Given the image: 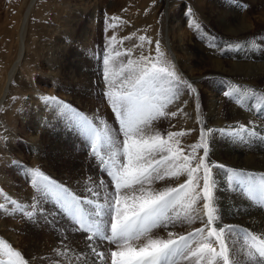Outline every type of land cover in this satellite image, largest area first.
<instances>
[{
	"label": "rangeland",
	"instance_id": "374dc122",
	"mask_svg": "<svg viewBox=\"0 0 264 264\" xmlns=\"http://www.w3.org/2000/svg\"><path fill=\"white\" fill-rule=\"evenodd\" d=\"M70 1L71 5L67 6L66 4L70 3ZM199 1L203 2L204 0ZM256 1L225 0L223 2L224 14L222 16L225 17L227 15L232 21L235 20L232 16L235 12L236 14L240 13L242 16L248 15V20H250L249 16L253 14L258 17L254 20L252 19L254 23L253 35H251L252 32H249L247 35L230 37L225 36V33L221 32L219 26L214 24L212 19L200 17V13H198L200 10L197 5L198 0H92L93 6L99 8V13L95 14L97 17L94 16L93 19L85 22L79 20L82 17L80 10L85 0H49L48 2L47 0H38V5L40 3L39 6L44 7L46 12V16L37 27L40 47L41 49L43 45L46 47L44 52L41 53L40 50L39 69L34 78L35 88L40 91L41 97L36 96V103L31 102V105L27 106L28 108L31 107L29 112L25 111V104L19 103L17 108L19 118L15 119L11 125V131L14 127L18 128V139L14 144L18 146L22 158H14L12 161H7L12 159L13 154L6 151L8 139L0 132V205H3V207H0V240L10 244L14 251H19L27 264H32L31 260L33 257L25 256L24 248L22 250L14 245L13 240L21 239L26 233H33L34 238L31 239L28 245L38 249L36 258L39 261L36 264H41L42 251L55 253L53 255L55 262L50 264L75 263L72 260V255L74 256L72 254L73 246L68 241V232L58 234L54 230L55 234H53L50 228L44 226L53 214L46 215L45 210L52 208L44 209L43 206L44 204L50 206L54 202L32 186L31 177L26 169H39L51 181L81 196V198L87 195L85 191L86 184H91L92 181H98L101 178L105 181L110 179L106 173H102L99 170L98 161L90 151V141L68 118L69 115L75 118L77 114H84L88 117L100 118L101 123L107 122L109 128L119 129L111 103L104 94L107 91L103 75V56L105 54H111L115 65L126 62L129 58L136 60L140 55H150L154 58L156 56L155 45L156 42H159L161 51L164 53L165 62L173 65L177 74L196 88V93H192L190 89L183 87L179 99L168 107L169 112L176 111L177 115L175 117L169 116L166 119L161 118L154 125V130L160 131L162 135H165L166 132L183 131L185 135L176 139L179 140V147L184 151L185 155L190 153V145L200 142L202 130H204L205 136V126L209 124L206 114L210 111L211 104L223 106L221 114L226 122L233 116L227 112L228 108L241 105L245 107L251 103L258 108L259 116L262 119V116H264V75L253 74L259 73L257 69L249 70L241 65L232 66L230 70H232L233 79L228 84L225 74L217 70L215 65L207 59L209 58L208 55L199 54L194 59L192 55L190 56L186 53L190 52L192 54V50L182 51L180 49L184 44L181 39L187 40L192 37L197 42L204 43L203 45L207 46L213 40L204 33L208 32L217 40L222 41L221 43L224 45L222 46L223 55H232L234 50H237L235 46L240 49L242 45L248 43L252 44L254 50L261 49L264 55V0H262L260 5L261 8L255 6ZM8 2L9 0H0V7L2 6L0 13L2 15L8 6L15 7L16 0ZM211 4L213 5V3ZM171 5H175L173 7L176 11L174 14L176 21L182 25L179 28L171 25L175 21L173 17L167 19V13L172 7ZM70 7L76 10H72ZM156 9L159 15L157 21L158 32H156V20L154 19V11ZM68 16L71 17L70 20H72L73 24L74 21H77L71 44L67 45V51L71 53L73 59L68 69L65 70L60 67L63 71L55 74L53 79L48 67L41 63V55L50 53L54 56L58 54V58L61 59H64L67 55L62 51L65 46V43L62 42V39H64L62 34L64 32L59 29V34L61 35L58 36L56 34L55 37H53L52 32L60 25L64 30H68V25L65 23V19ZM16 17V9L9 8L7 17H0L2 31L9 28L14 29ZM169 20L172 22L170 25L166 24ZM45 23L46 25L48 24V27L44 26ZM193 23H198L200 29L197 30L193 27ZM36 26L37 24L35 23L34 27ZM141 36L145 37L144 41L140 40ZM112 37H116V39L112 40ZM223 37L225 40H221ZM83 47H86L85 49L87 50H83ZM116 51H120L122 53L121 56L116 57ZM126 52H130L131 55H127ZM255 52L256 54H252V56L261 55L260 52L259 54H257V51ZM190 57L193 58V61H190ZM81 61H83V64H81ZM237 62L239 60L232 63L235 64ZM183 63L185 65L188 64L192 68L197 83L188 78L189 69L184 67ZM65 65V61H63L61 66ZM22 72L25 76L28 74L23 67ZM259 75L262 77L259 78ZM216 85L218 86L217 90ZM233 85L240 86V92H234V96H239L238 100L230 99L224 95V91L226 89L231 90ZM252 86L260 87L263 90L262 92H257L251 89ZM28 96L29 93L25 95L24 103L29 101ZM49 97L54 99H45ZM39 99L41 100L39 101ZM69 107L72 109V113L68 112ZM20 114L29 117V119L31 118L32 123H25L23 127L20 122ZM38 121L41 122V127L39 126L41 131H37L38 139L41 142V150L35 151V153L32 152L34 156L40 158V160L34 162L28 136L32 134V125H34V130L39 128ZM249 131L255 138L256 150L262 152L264 137L261 136L260 132L264 134V128L249 121ZM101 144L103 146V140ZM201 150H197V159L202 155ZM48 153H51V156ZM211 159L212 157L209 154L207 160L210 161ZM194 164L195 161H193ZM211 166L212 169L220 171L219 177L224 180L222 178L224 176L225 183H229V179L225 176L227 171L229 172V177L230 174L231 176L238 174L248 175L247 173H250V170L264 175V165L256 168H244L239 165L238 168H235V166L233 168L211 162ZM185 180L186 177L182 175L179 180L158 181L153 187L159 189L165 185L176 186ZM75 185H85V189L78 191L75 189ZM104 190L113 191L114 185L107 186ZM45 198L48 202L44 200ZM56 207L59 208L58 206ZM29 212H31V216L28 215ZM45 215L47 216L46 221ZM67 218L71 221L69 217ZM200 222L198 219L191 225L184 224L181 226L178 224L175 227L176 232L187 234L189 231L202 227ZM6 225L15 226V229ZM49 232V242L43 243L41 236ZM80 234L84 233L80 231ZM153 234H157V232L154 230ZM159 234L166 235L165 232ZM51 242L56 243L57 251L63 249V253L58 256L53 245L50 244ZM85 247L89 248L88 244H85ZM7 259V256L0 251V260L7 261ZM59 259L61 261L64 260L60 263ZM92 259V257L88 258L85 264H92Z\"/></svg>",
	"mask_w": 264,
	"mask_h": 264
},
{
	"label": "snow or ice",
	"instance_id": "6c2138e0",
	"mask_svg": "<svg viewBox=\"0 0 264 264\" xmlns=\"http://www.w3.org/2000/svg\"><path fill=\"white\" fill-rule=\"evenodd\" d=\"M193 27L200 29L198 23ZM155 52L154 58L140 55L119 65L114 64L111 54L103 56L107 85L104 94L111 103L118 130L109 128L107 122L101 123L100 118L68 116L90 141L99 170L110 179L86 184L87 195L81 198L51 181L39 169H26L32 186L53 200L77 231L85 234L92 264H264V233L247 229L235 232L232 226L226 231L223 224L217 223V181L207 160L204 130L200 142L189 146L188 155L176 139L185 135L183 131L162 135L154 130L155 122L161 118L177 115L176 111L169 112L168 107L179 99L183 87L192 93L197 91L177 74L173 65L165 62L159 42ZM121 54L115 52L116 57ZM234 92H240L239 85L226 89L224 95L238 100ZM68 112L72 113L70 107ZM221 131L232 138L239 136L236 130ZM198 149H203L199 159ZM182 175L186 180L176 186L153 187L158 181L179 180ZM229 183L264 211V176L256 179L238 174L230 176ZM110 185H114V190L105 191ZM198 219L202 227L187 234L173 230L178 224L191 225ZM156 229L166 235L153 234ZM231 240L236 243L230 244ZM0 251L8 258L0 260V264H27L19 251L2 240Z\"/></svg>",
	"mask_w": 264,
	"mask_h": 264
},
{
	"label": "bare ground",
	"instance_id": "6f19581e",
	"mask_svg": "<svg viewBox=\"0 0 264 264\" xmlns=\"http://www.w3.org/2000/svg\"><path fill=\"white\" fill-rule=\"evenodd\" d=\"M10 1L13 0H9V2ZM48 1L49 0H47V2ZM91 1L92 0H85L83 7L80 10L82 17L79 20L81 22L90 21L91 19L94 18L95 14L99 13L98 12L99 8L93 6ZM224 1L225 0H204L203 2H201L198 0L197 5L200 10L198 12L200 13V17L202 18L207 17V19H212V22L217 26H219L221 32L225 33V36L236 37L244 34L247 35L249 34V32H252L251 35H253L254 23L252 19L253 20L256 19L257 16L255 17V14L250 15L249 16L250 20H248V15L242 16L240 13L236 14L235 12L232 14V16L235 19L233 21L227 15L223 17L222 15L224 14L223 11ZM211 3H213V5ZM261 3L262 0H257L255 6L260 7ZM39 5H38V0H16L15 7L8 6L6 8V11L3 12V15L0 13V17L1 16L7 17L9 8L16 9V13H17L16 22H14L15 24L14 29L9 28L2 31L0 26V132L3 135H5L6 138L8 139L6 151L13 154L12 159L11 160L8 159L7 161H12L14 158H19V157L22 158L18 146L14 144L18 139V133H17L18 128L14 127L11 131V125L13 121L19 118L17 112L19 103L25 104L26 107L25 111L29 112L31 107L28 108L27 106H30L31 102H33L34 104L36 103L37 101L36 96L41 97L40 91L37 88H35L34 78L36 77L39 69L38 59L40 57V50L41 53L44 52V50H46V47L44 45L41 49L39 42V35L37 34V27L46 16V12L44 11V7H40ZM66 5L70 6L71 1ZM173 6L169 9L167 13V19L173 17L175 21L174 23H172L169 20L166 22V24L170 25L172 23L171 25L179 28L182 25L178 24V22L176 21L174 15L176 11L174 10L175 8ZM189 8L191 7L189 6ZM70 9L76 10L75 8L73 9L71 7ZM70 18L71 17L68 16L65 19V23H67L68 25V30H64V28L60 25L57 26L58 28L52 32L53 37H55L56 34L58 36L61 35L59 34L60 31L64 32V34H62L64 35L63 36L64 39H62L63 41L61 40L63 43H65V46L62 48V51L67 54L64 57V59L58 58V54L57 55L55 54L54 56L50 53L41 55V63L45 64L48 67L50 71V75L53 79L55 78V74H59V71L60 73L63 71L60 69V67L67 70L68 66L70 65L73 59L71 53L67 51V45L69 43L71 44L73 32L77 27V21H74L73 24ZM154 19L156 20V25H155L156 32H158L157 21L159 19V15L157 13V9L154 11ZM35 23L37 24L36 27H34ZM44 26L48 27V24L46 25L45 23ZM204 33L207 34L209 38L213 39L208 45L206 44L207 46L203 45L204 43L201 44L197 42L196 39L192 37V38H188L187 40L181 39V42H184V44L181 46L180 49L182 51L192 50L193 52L192 54L190 52H186V53H188V55L190 56L192 55L194 59H196V57L199 56V54H202L203 56L208 55L209 58L207 59L215 65L217 70L225 74L227 79L226 82L228 84L233 79L232 70L230 69L234 65L236 66L241 65L249 70L257 69L259 73H253V74L264 75V55L261 49L258 48L257 50H254L252 44L242 43L244 45H242L240 49H238L237 46L234 45L237 50H234L232 55L231 54L223 55L222 46L224 45L221 43L222 41L217 40L213 35L209 34L208 32H204ZM67 39H69V41H67ZM221 40H225L224 37ZM219 45L221 46L219 47ZM85 48L86 47H83L82 49L84 50ZM255 51L258 52L257 54H259L260 52L261 55L257 57L252 56V54H256ZM246 53H248V55H246ZM193 58L190 57V61H193ZM238 60L239 62L235 64L232 63ZM63 61H65L66 63L65 66H61ZM81 64H83V61H81ZM183 64L184 67L189 69L188 78L194 83H197L196 77L193 75L192 68L188 64L187 65H185V63ZM22 67L28 73L26 74V76L22 72ZM258 77L261 78L262 76L259 75ZM215 87L217 90L218 86L216 85ZM251 89H254L257 92H262L263 90L262 88L256 86H252ZM27 93H29L28 96L29 101L24 103V98H26L25 95ZM40 100L41 99H39V101ZM210 106L211 109L206 114L207 116L206 118L209 121V124L205 126V138H206L205 143L208 145V151L212 157L210 161L215 164L216 163L221 164L222 166L225 167L235 166V168H238L239 165L243 166L244 168H256L261 165H264V146L262 152L257 151L255 148V138L253 134L249 133L250 132L249 121L253 122L254 124L260 125L262 128H264L263 126L264 116H262L261 119V117L259 116L260 114L258 112V108L254 107L252 103L245 107L241 105L234 108H228L227 112L231 113L233 116L230 118L229 121L226 122L221 114L223 106H220L218 104H211ZM37 115L39 117L38 113ZM20 116H21L20 122L22 123L23 127L25 126V123L26 124L32 123L31 118L29 119V117L23 116V114H20ZM14 123L16 124V122ZM38 123H39L38 127L39 126L41 127V122L38 121ZM241 126L244 127L242 128ZM40 127L34 130V125L31 126V128H33L31 130L32 134L28 136L31 153L32 152L35 153V151L37 152L41 150L40 149L41 142L40 139H38V134H37L38 130L41 131ZM222 129L226 130L227 132L236 130L237 132L239 131L240 134L238 138L237 137L232 138L229 135H226L225 132H222L221 131ZM260 133L261 136L264 137V134H262V132ZM201 151L203 154V149ZM32 157L34 159L33 160L34 162L40 160V158L38 156H34L33 153H32ZM212 172L214 178L217 181L216 196L220 204V208H219L220 216L217 223L223 224L225 226L226 231L228 230L229 226H232V230L235 232H241L242 230L247 229L248 231L264 233V211H261L258 206H255L253 202L247 198V196L240 188H236L234 185L228 182L225 183L224 176H222L224 180H222L219 177L220 171H217L216 169H212ZM223 172L225 173V171ZM247 174L250 176H254L256 179H260L261 176H264L263 174L256 172L254 170H250V173ZM225 176L227 179H229L228 171ZM75 189L78 191L81 189H85V185H75ZM44 200L48 202L46 198ZM50 207L52 209H46L45 213L46 215L53 214V216L47 220V216L45 215L46 216L45 221L46 220L47 221L46 224L43 223L44 226L50 228L53 234H55V231L58 234L62 232H68L69 234L68 241L70 242V244L72 243L73 246L72 254H74V256L72 255V260L76 264H85L86 260L92 257L90 249L85 247V244L89 243L84 238L85 234L81 235L80 231H77V228L72 224V221H70L67 218L68 216L65 215L64 212L60 211V209L57 208L54 204L51 203L50 206L44 204L43 206L44 209ZM201 215L203 216V212H201ZM6 226L7 227L11 226L12 229H15V226L12 225H6ZM0 228H1V223H0ZM174 231H176V229H174ZM155 232L162 233L164 231L161 229H156ZM49 235L50 232L44 233L43 236H41V240L43 243L49 242V238H50ZM32 238H34L33 233H26L25 236L22 237L21 239H14L13 244L22 250L24 248L23 251L25 253V256L30 258L33 257L31 263L36 264L39 261V259L36 258L38 249L35 247H30L28 245V243L31 241ZM229 243L233 244L236 243V241L231 240L229 241ZM50 244L53 245L54 249L56 250L55 252L57 253L58 256L59 254L63 253L62 252L63 249L57 251L55 242H51ZM53 255H55L54 252L42 251L41 264L54 263L55 261ZM244 258L247 260L246 254ZM59 260L61 261V259ZM63 260L60 263H62Z\"/></svg>",
	"mask_w": 264,
	"mask_h": 264
}]
</instances>
